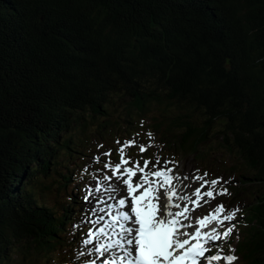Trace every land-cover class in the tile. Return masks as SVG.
<instances>
[{
  "label": "trees",
  "instance_id": "obj_1",
  "mask_svg": "<svg viewBox=\"0 0 264 264\" xmlns=\"http://www.w3.org/2000/svg\"><path fill=\"white\" fill-rule=\"evenodd\" d=\"M140 123L255 187L236 250L264 264V0H0V264L74 256L68 164Z\"/></svg>",
  "mask_w": 264,
  "mask_h": 264
},
{
  "label": "snow or ice",
  "instance_id": "obj_2",
  "mask_svg": "<svg viewBox=\"0 0 264 264\" xmlns=\"http://www.w3.org/2000/svg\"><path fill=\"white\" fill-rule=\"evenodd\" d=\"M136 146L143 154L151 145H137L135 138L125 141L119 149V162L109 159L103 169L92 173L95 186L86 189L83 199L90 203L93 218L84 217L90 227L80 242L85 247L92 246V253L102 258L100 264H234L237 256L222 253L223 243L234 232L233 221L239 208L226 211L224 204H218L202 217L189 216V205L193 206L191 211H195V207H203L199 201L211 205L218 195L228 194L223 187L218 193L214 191L223 178L204 180L206 172L192 177L202 183L188 194L185 189L191 185L184 181L189 180V176L180 175L178 164L176 168H169L168 164L174 161H166L161 166L158 158L155 163L144 159L141 166L140 160L133 161L125 153L126 148ZM102 155L110 158L112 152L109 150ZM94 161L101 162V157H94ZM83 171L88 173L87 166ZM174 181L179 182V187ZM213 222L223 230L211 227L210 231H202ZM212 248L217 249L215 254ZM90 264L97 261L92 260Z\"/></svg>",
  "mask_w": 264,
  "mask_h": 264
},
{
  "label": "rangeland",
  "instance_id": "obj_3",
  "mask_svg": "<svg viewBox=\"0 0 264 264\" xmlns=\"http://www.w3.org/2000/svg\"><path fill=\"white\" fill-rule=\"evenodd\" d=\"M119 102H120V104H118V106L121 105L122 101H119ZM139 126H140V132H142V130H141L142 123H140ZM114 129H119V127L116 126V128H114ZM108 130L104 131V134H107ZM111 133H112V131H110V133H108V134H111ZM89 134H91V135H89L90 136V141H91L89 143L90 144L89 146L92 149H88L87 150V152H88L87 155H85V154L83 155L81 153H77L76 154V158H74V155H73V162H72V165H69V168L74 169V172L76 171V169L84 168L85 166L90 168V171L88 172L89 175H91V170L103 169V165L104 164L102 162H99V163L96 162L97 165H95L94 157H96V156L104 157L102 154L106 153L109 150H113L114 153L117 155L119 153V149H120V146L117 143V141H120V145H121L122 143H124L125 138H131V137H116V136L112 138V137L108 136L106 139H103V137L97 136V134H99L98 132L97 133H93V132L89 131ZM144 138H146V137H144ZM102 142L105 143L106 146L98 147L99 145L102 144ZM155 147H156V149H155ZM155 147H153V148H151V150H149L148 156H145V157H150L151 161H153V162H155L158 159V155L160 153L159 151H161V148L163 146L161 144H158ZM163 150H165V148H163ZM184 151L186 152L187 148H182L180 154H177V153H174V152H168L166 150V152L165 153L163 152V154L161 155V158H159V159L161 160V166H163L166 161H171V159L173 160V158L176 159V161L178 160L177 162H178V165L180 166L178 170H179L180 175L181 176H183V175H188L189 176V180L184 181V184L191 185L190 188H186L185 189L186 193H188L190 190L192 192H194L196 187H200L199 184L202 183V181H194L192 179V177H195V176H203V174L199 172L200 168H201L200 170H203V172L208 173V175L206 177H204V180L211 181L212 179H215L217 177H224V180H223V183H222L223 185L228 183V185H229L228 187H230L233 190V192H237V193L240 192V193L237 194L238 196L236 195L237 196L236 198H235V194H234V195H229L228 197H225V198L221 199L220 201H218V197H219V195H218L216 197V199L214 201H212L211 205L205 203V205L203 207H200L199 209H197L195 207V211H193V215L191 217L198 218V217H202V216L208 214V212L210 210L211 211L214 210L215 206L218 205L219 202H223L227 207H229V208L226 209V211H232V210H234V209H236L238 207L241 209V212L242 211L245 212V211L248 210L247 207L250 205L251 201L255 197V195H254L255 187L251 186L247 192H242V189L247 188L248 186H243L242 185V182H241L242 179H240V177H236L235 175H232V174H234V172L232 170H230V168L226 164L227 162H229L228 160L224 161V163L217 162V161L212 162V161H214V158H213L211 160V162H209V163L210 164L216 163V166L218 168H212L213 165H209V164H206L205 168H202V166L198 163V161H200V158H196L199 155L195 154L193 156H185L184 154H181ZM214 157H217V160H221L222 155L219 153L218 155H216ZM138 158H140V156H138ZM170 165H172V163ZM170 165H168L169 168H171ZM149 167L151 169V165ZM237 169H241L240 165H239V167ZM78 170L81 171V169H78ZM65 172H67V170H65ZM82 173L84 174V171H82ZM74 175H75V173H74ZM237 175H239V174H237ZM176 182L177 181H174V183H176ZM45 183L49 184L48 181H45ZM71 185L73 187L76 186V188L78 186L79 189H81V190L83 189V186H84V184L82 183V179L80 177H78V176L73 178ZM48 186L49 185H47V187ZM94 186H95V181H94V183H92V187H94ZM42 191H43L44 195H46L48 193L47 188H42ZM214 191L218 193L217 186H215ZM77 192L78 191L76 190V193ZM227 192L230 193L231 190L227 189ZM84 195H85V193L82 191L81 197L83 198ZM86 204H87V202H85V207L87 208ZM189 206H190V208L193 207L192 205H189ZM243 208H246V209L244 210ZM84 211H86V213L90 212L89 210H84ZM75 219H77V218L75 217ZM241 219L242 218L237 213L236 218L233 221V223L234 224H241V222H240ZM193 221H196V220L193 219ZM75 223H77V221H75ZM83 223H84V221H83ZM77 224H79V223H77ZM239 231H241V230L239 229ZM239 231H237L235 233V235L238 234ZM232 239L235 240V237H233V238L230 237V240H232ZM18 253H22V251L17 250V249L12 251V253L9 255V260L5 261V262H2V264L3 263H5V264H21V260H20V257L18 255ZM230 253L234 254V250L231 249ZM83 255H84V253H83ZM41 256L42 255H39V258H41ZM236 256L238 257V262L236 264H240V257L238 255H236ZM68 259L70 260V258H68ZM61 262H65V261H53V264H59ZM26 264H32L31 259Z\"/></svg>",
  "mask_w": 264,
  "mask_h": 264
},
{
  "label": "bare ground",
  "instance_id": "obj_4",
  "mask_svg": "<svg viewBox=\"0 0 264 264\" xmlns=\"http://www.w3.org/2000/svg\"><path fill=\"white\" fill-rule=\"evenodd\" d=\"M68 166H69V164H68ZM69 168V167H68ZM63 174V173H62ZM64 175V174H63ZM62 180H64V179H62ZM186 192V191H185ZM200 204H202L203 206L205 205V203H204V201L202 200V202L200 203ZM34 206V205H33ZM39 206V205H38ZM58 207V206H57ZM48 209V208H47ZM50 209V208H49ZM174 210H181V209H174ZM190 213V212H189ZM197 213V212H196ZM197 215V214H196ZM239 227H240V225H239ZM228 246V245H227Z\"/></svg>",
  "mask_w": 264,
  "mask_h": 264
}]
</instances>
